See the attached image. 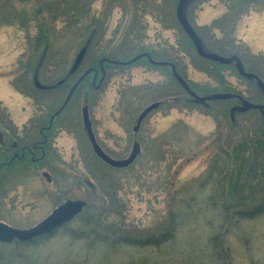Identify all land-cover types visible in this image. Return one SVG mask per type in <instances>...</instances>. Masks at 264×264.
I'll return each mask as SVG.
<instances>
[{"label": "rangeland", "instance_id": "374dc122", "mask_svg": "<svg viewBox=\"0 0 264 264\" xmlns=\"http://www.w3.org/2000/svg\"><path fill=\"white\" fill-rule=\"evenodd\" d=\"M179 2L0 0V104L15 116L49 114L100 53L126 61L152 50L158 56L175 52L182 58L185 78L198 85L200 93L228 90L264 105V93L232 68H218L212 77L211 66L196 57L179 26ZM188 2L180 14L182 10L203 46L224 56L239 54L246 70L264 84V9L240 0ZM92 28L97 32L93 47L67 85L47 93L34 88L36 62L44 57L40 83L55 84L68 73ZM100 80L96 90L83 85L62 111L57 124L71 134L55 138L62 161L60 168L47 170L59 193L83 199L87 206L67 229L48 239L0 243V264H264V206L256 207L264 202V165L257 168L251 156L258 140L264 154V129H258L263 110L243 114L237 103L233 116L226 101L202 106L173 102L171 96L182 99L185 94L170 70L144 60L108 64ZM153 102L161 104L134 132L137 116ZM84 105L108 155L122 159L139 142L141 152L128 168H112L92 152L83 130ZM14 119L21 124L24 117ZM233 139L249 160L241 164V176L221 181L223 175L217 173L207 180L215 154ZM237 167L232 172L237 173ZM41 171L23 170L12 177L0 197L1 219L26 226L50 212L61 197L48 189L29 219L9 213L14 187L23 195L30 182L49 186ZM236 180L249 181L238 205L232 201L235 193L229 192ZM228 202L232 209L225 206Z\"/></svg>", "mask_w": 264, "mask_h": 264}, {"label": "flooded vegetation", "instance_id": "af4514ba", "mask_svg": "<svg viewBox=\"0 0 264 264\" xmlns=\"http://www.w3.org/2000/svg\"><path fill=\"white\" fill-rule=\"evenodd\" d=\"M240 1L244 3L248 2L251 5H256V7L259 9L261 8L264 9V1L262 0H240ZM192 4L193 3H191V5ZM262 12H264V10ZM240 16L241 14L239 13L238 19ZM92 38L93 37L90 34L89 41H91ZM233 55H237L238 57H240L239 54H230V56ZM77 70L74 73H72L71 76L70 75L69 76L72 77L74 74L77 73ZM87 70H89L88 75H90L93 74L94 70L96 69L95 66H89L84 70V72ZM68 77L62 78L63 82L61 84H58V86L61 87L63 85V87H65L64 84L68 82L67 81L68 79H70V77L69 78ZM96 80L97 78L94 77V79L92 78V82H91L92 89L94 90H96L97 86L101 87L102 85L101 81L98 82L97 84ZM9 86H13V83L9 82ZM72 86L71 84L68 85L67 90L69 91V89L72 88ZM78 88L79 85H77L73 95L77 93L76 91L78 90ZM54 89L56 88L50 87V85H46L45 89H39V90L47 93V92H52ZM64 99L61 100V104L55 109H53L52 112H50L49 114L46 112L44 115L35 114V115L15 116V114L13 115L9 112L10 108L8 106H2V104H0V133H1L0 197H2V195L3 196L6 195L5 191L7 190V186L10 183L11 184L13 183L11 182L12 177L19 173L20 175H22L21 172H23V170L24 171L27 170V172H30L31 169H41L42 170L41 176L48 184L50 183L49 184L50 187L49 186L45 187L43 185H35V183L33 184L32 182H30L29 187H27L26 189V193L23 195L15 191L16 188L14 187L13 188L14 193L10 195V198L8 200V208L10 215L12 216V215L20 214L21 216L24 215L27 217V219H29L30 213L38 209L41 206V201L47 197L48 189L50 191L52 190V192H54L55 194L59 195V197H61L60 200L53 205V207L51 208L48 214H46L45 216L41 217L40 219H38L33 223L29 222V224L26 226H20L14 223L13 224L7 223L5 220L1 218H0V222L17 229H28L35 226L43 219H45L56 208H58L66 201L78 200L75 197L66 198L65 195L63 196L62 193H59L58 187L52 185L53 182L52 176L47 172V170L50 168L52 169L60 168V163L62 161V157H60L57 151H55V147H54L55 138H57V136L62 132H66L69 135L71 134V132L68 129L64 130L62 129V127H59L57 124L58 119L62 115V111H64L66 109V106L68 105L66 104L59 113H56L59 107L62 106ZM22 117H24V119L21 122V124L15 123L14 118H22ZM103 151L105 150L103 149ZM86 184L92 187V190L94 189V186L91 185V183L88 180L86 181ZM86 206H87V202H86ZM77 216H75L72 220L60 226L59 228L54 229L48 235H42L27 242H19L17 240H13L11 242L4 244H12V243L28 244V243H33L36 240H42L45 238L48 239L55 232H59V231H63L64 229H67L69 225L75 222Z\"/></svg>", "mask_w": 264, "mask_h": 264}, {"label": "water", "instance_id": "95a60500", "mask_svg": "<svg viewBox=\"0 0 264 264\" xmlns=\"http://www.w3.org/2000/svg\"><path fill=\"white\" fill-rule=\"evenodd\" d=\"M187 2H188V0H180V2L178 3L177 20H178V23L181 25V27L186 32V34L188 35V37L191 39L197 53L202 57L214 60V61L219 62L221 64H233L242 76H244L247 79L254 80L256 85L258 86V88L264 92L263 82L256 75L249 73V72H246L243 65L241 64L240 60L237 57H235V56L224 57V56H221V55L214 53L210 50H207L203 46L201 39L195 33V31L192 28L189 21L188 20H187L188 22L186 21L185 15L182 14V10L184 12V8H186ZM181 6L183 9L181 10V14H180ZM85 51H86V46H84L82 49H80V51L77 53L68 74H71L77 70V68L79 67V65L83 59ZM144 55H145V53L136 55L132 59H129L128 61L107 60L105 58H102V59H100V63H102L103 60H107L108 62H110L112 64L126 65V64H131V63L137 61L139 58L143 57ZM150 61L154 65H159V66L168 65V63L163 62V61H152V60H150ZM171 68H172L171 72L173 73V75H175L177 77L173 66H171ZM89 70L85 71L79 77V79L75 82V84L72 86V88L67 93V95L63 101L62 106L59 107V109L56 111V113H59L61 111V109L67 104V102L71 98L74 90L76 89L77 85H79V83L85 78V76L88 74ZM102 70L103 69L101 67V71ZM94 71H95L94 75L96 76V70H94ZM177 79L184 86L186 91L195 97V101L200 102V103L204 102L205 100L227 99V98L236 96V95H232V94L217 93V94H213V95H209L206 97L199 98V97L195 96L193 92H191V90L188 88V86L186 85V83L184 81H182L179 77H177ZM62 82H63V79L59 80L57 84H61ZM34 85H35V87H37L39 89H45L46 88L45 85H42L36 79V76L34 77ZM159 104H160L159 102H153V103L149 104L148 106H146L139 113V115L136 118L135 125L133 127L134 132L138 131V128H139L141 122L145 119V117L151 111L157 109ZM242 105H243V107L241 108V110H243V111L248 110V109H259V110L264 109V105L258 106L256 104L250 103L246 100H242ZM81 114H82L83 130L86 134L87 140H88V142L91 146V149H92L93 153L95 154V156L98 157L103 163H105L106 165H108L112 168L124 169V168H127L128 166H130L133 163V161L137 158L139 153L141 152L139 142L135 141L132 144L131 150L125 158L115 159V158L109 156L107 153H105L103 151V149L100 147V145L98 144V142L95 138V134L92 130L91 121H90L89 113H88V107L86 105H84L82 107ZM0 138H1V133H0ZM85 206H86V201H84V200H80V199L68 200L65 203H63L62 205H60L58 208H56L45 219H43L42 221L37 223L35 226L28 228V229H17V228L11 227L7 224L0 222V242L6 243V242H11L13 240H17L19 242H27V241H30V240L36 238V237H39L42 235H48L54 229L59 228L60 226L66 224L67 222L72 220L75 216L79 215L83 211Z\"/></svg>", "mask_w": 264, "mask_h": 264}, {"label": "trees", "instance_id": "16d2710c", "mask_svg": "<svg viewBox=\"0 0 264 264\" xmlns=\"http://www.w3.org/2000/svg\"><path fill=\"white\" fill-rule=\"evenodd\" d=\"M179 26L181 27V25L179 24ZM183 33L185 34V36L188 38V41H189V44L193 47V49H195L191 39L188 37V35L186 34V32L184 31V29L181 27ZM96 30V28H92V30L90 31V34H93V31ZM96 31L94 32L93 34V38H92V41L89 42L88 44V49L92 48L93 47V42L95 40V35H96ZM90 36V35H89ZM88 36V37H89ZM142 53H145V55L141 58H139L137 61L141 62V61H145L147 64H149V66L151 65L152 67H163V68H166V69H169L170 70V75L172 76V78L176 81V83L178 84V86L183 90V94H185V96L181 99H175L176 97L174 96H171L172 99H173V102L174 101H182V102H189V103H192V104H195V105H207V103H211L212 101H226L228 103L231 104L230 108H229V111L234 113L233 116H235L236 114V111L239 110V108H237V105L240 104V108L243 107L242 105V100H245V97H243V95H241L240 93H236V92H233V91H228V90H220V91H216V93H220V94H232V95H236L234 97H230V98H227V99H216V100H205L204 102H197L195 101V97L191 94H189L186 89L184 88V86L180 83V81H178L177 77H179L182 81H184L186 83V85L188 86V88L191 90V92L194 93L195 96L201 98V97H206V96H209L210 94L208 93H200V89L198 85H195L194 83L192 84L191 82H189L186 78H185V74L184 72L181 70V67H184V61L182 58L180 57H177L178 55L174 52L172 53L171 55H163V56H158L157 54H155L152 50H149V51H143L139 54H142ZM197 53V51H196ZM100 57L98 58L96 64L95 62L93 64H95L94 66L98 67L99 66V61L101 58H105V59H109V60H113L111 59L112 55H105L103 53H100ZM138 54V55H139ZM176 54V55H175ZM198 56H196L197 58H200L199 60H201L202 62H204L205 64L211 66L209 67V73L212 75V77H215L214 74L212 73L213 71H217L218 68H232L235 72H237L239 74V76L246 80L247 82H249L251 85H253L255 88H258V86L256 85L255 81L254 80H250V79H247L245 78L244 76H242L238 70L235 68V66L233 64H221L219 62H216L214 60H211V59H208V58H205V57H202L200 56L198 53H197ZM136 56V55H135ZM149 56V57H148ZM239 60L240 57H238ZM195 59V58H194ZM129 59H127L126 61H128ZM163 61V62H166L168 63V65H164V66H159V65H154L151 63V61ZM39 61L40 59L36 62V64L34 65L35 67V71L37 69V73H38V70L40 68L43 67L44 65V60L43 62L41 63V65H39ZM136 61V62H137ZM108 62H103V64L101 65V67L103 69L107 68L108 67ZM170 64V65H169ZM171 66H173L174 68V71L177 75V77L175 75H173V73L171 72L172 71V68ZM213 66V67H212ZM244 69L246 72H252V71H248L246 70L245 66L243 65ZM211 69V70H210ZM101 73V74H100ZM103 73V70L101 71H98V76L97 78L101 79V75ZM91 75V74H90ZM90 75H87L83 80L82 82L80 83L79 85V88L77 91H79V89L84 85V86H87L89 90L92 89V79L91 81H89V76ZM71 78V77H70ZM69 80V79H68ZM67 80V81H68ZM66 81V82H67ZM67 83L64 84V86H66ZM63 86L61 87H58L56 89H54L53 91H56L58 89H61ZM258 90H260L258 88ZM40 91V90H38ZM76 91V92H77ZM41 92H44V91H41ZM263 91L261 90V94L263 95ZM75 95V94H74ZM73 95V96H74ZM177 96V95H176ZM64 97H65V94H64ZM63 97V98H64ZM73 98V97H72ZM178 98V97H177ZM250 102V101H248ZM160 103V102H159ZM238 103V104H237ZM161 104V103H160ZM202 104V105H201ZM257 111L256 109H248L247 111H240L241 113L245 114V113H248V112H251V111ZM259 110V109H258ZM261 110H259L260 112ZM261 112H264V109L263 111ZM262 116H261V121L259 123V127L258 129L259 130H262L264 129V115L262 113H260ZM235 128V124H232L230 125V130L231 129H234ZM262 140H258L257 143H256V146L257 148L255 149V151L253 152V154H251L252 156V160L255 162H257L258 166H256L257 168H260V165H264V154H262V151H261V147H262ZM241 144L239 142H235V139L229 141V142H225L224 143V146L220 148V150L215 154L216 156V159L215 161L211 164L212 166V169H210V171L208 173H206V178L207 180H210L209 178L211 177V175L213 174H220V175H223L221 181H224V179H232L234 178L233 175H236L237 177L241 176V164H243L244 162H248L249 160L246 158L245 155H242V152H241ZM138 157V156H137ZM136 160V159H135ZM242 162V163H241ZM238 163V167H237V164ZM129 167V166H128ZM127 167V168H128ZM237 167L238 168V172H232V168H235ZM240 172V173H239ZM231 181V180H230ZM247 184V185H246ZM249 185V181H235V183L232 185H230L229 187V192L232 194V193H235V198L232 200L234 201V203H236L237 205L241 202L242 200V195L243 193L245 192V189L246 187H248ZM228 192V193H229ZM240 195V196H239ZM264 195V194H263ZM230 204V205H229ZM231 203L228 202L225 206H228L231 208ZM259 206H264V202H260L259 205H257L256 207H259ZM232 209V208H231ZM257 209V208H256ZM254 209V211L256 210ZM227 210V209H226ZM227 212V211H226ZM246 212L242 211V213L240 214H245Z\"/></svg>", "mask_w": 264, "mask_h": 264}]
</instances>
